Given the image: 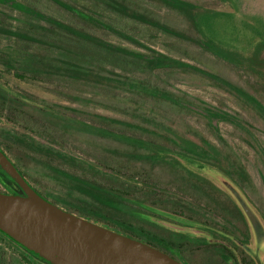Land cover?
Returning a JSON list of instances; mask_svg holds the SVG:
<instances>
[{
	"label": "rangeland",
	"instance_id": "obj_1",
	"mask_svg": "<svg viewBox=\"0 0 264 264\" xmlns=\"http://www.w3.org/2000/svg\"><path fill=\"white\" fill-rule=\"evenodd\" d=\"M15 1L115 47L143 55L155 51L197 67L242 88L264 105V92L253 79L245 72L233 69L201 50L196 43L198 36L189 20L157 1L115 0L129 11L180 32L185 38L166 35L114 11L108 5L110 0H59L74 7L78 13L66 10L54 0ZM184 1L213 11L234 12L223 0ZM258 4L260 1L256 5ZM88 16L112 23L127 33L134 34L140 38L141 45L102 28L90 21ZM66 51L81 53L92 60L89 66L75 64L61 56ZM31 54L48 63L46 67L43 66L45 69L41 73L22 72L14 63L16 59ZM67 56L70 57L69 54ZM73 65L86 72L71 74L67 67ZM103 78L139 82L185 98L196 105L203 104L237 114L252 128L264 146V122L250 107L208 77L192 70H151L145 65L132 63L120 54L109 55L89 43L66 33L62 34L44 22L0 5V87L3 92H13L36 103L16 105L0 99V145L11 160L18 163L28 182L49 200H53V196L59 195L61 191L58 183L48 176L41 161L32 158L35 154L28 153L21 145H12L3 139L1 132L5 130L27 133L43 145L73 155L82 162L67 165L53 159L51 163L103 187H119L122 179L133 178L138 182V192L133 195L140 196L141 192L146 191L147 204L152 206L146 211L152 216L142 218L150 222L163 219L156 221L164 227L183 231L176 235L183 238L187 235L186 239L190 236L197 237L193 244L186 245L187 251H193L197 264H226L228 256L222 248L210 245L208 239L200 236V231L208 233L212 239L216 238L213 240L216 242L215 231L223 237L232 236L225 239V242L236 247L238 242L233 237L241 238V231L244 229L239 218L241 214L244 219L248 217L253 231H259V225L253 223L254 217L245 211H237L236 206L241 209V203L244 202L255 214L264 217V164L261 158L246 136L231 125H218V139L205 120L197 115L180 110L166 101L109 83ZM37 106L52 109L64 118L176 148L172 143L174 136L156 128L152 123L159 124L174 135L198 145L207 142L227 157L228 162L222 161V164L233 163L240 166L246 174V181L239 185L235 179L230 180L232 191H224V178L221 174L214 177L201 172L198 173L200 178L196 176L198 180L179 167L164 163L152 164L141 158L145 151L69 128L44 114ZM103 118L109 121L101 120ZM86 164L92 166L88 167ZM117 173V179L109 177L110 174ZM0 191H3L1 186ZM111 212L115 218L125 220L133 226L166 235L158 228L126 213ZM96 220L98 225L106 223L109 229L119 230L105 220ZM262 221L264 224V219ZM189 225L194 228L188 231L195 236L184 231ZM263 244L264 242L255 257V260L259 258L261 262L264 255ZM21 254L20 250L0 236V264H38L29 257L27 263Z\"/></svg>",
	"mask_w": 264,
	"mask_h": 264
},
{
	"label": "trees",
	"instance_id": "obj_2",
	"mask_svg": "<svg viewBox=\"0 0 264 264\" xmlns=\"http://www.w3.org/2000/svg\"><path fill=\"white\" fill-rule=\"evenodd\" d=\"M54 1L68 11L78 13L74 7L68 4L59 0ZM154 1L184 15L189 20L192 29L198 36L196 43L201 50L229 67L245 72L264 92V0H223L224 3H228L233 8L234 12L213 11L184 0ZM258 1H260V4H258L259 6L256 5ZM0 5L10 7L32 19L44 22L57 29V31H60L62 34L66 33L69 36L89 43L109 55L120 54L132 63L145 65L146 68L151 70L169 68L177 70H192L200 73L218 83L224 90L250 107L264 122V105L257 98L242 88L198 69L197 67L155 51H149L150 54L143 55L130 52L120 47H115L15 0H0ZM108 5H110L114 11L122 13L130 19L136 20L166 35L182 39L185 38L180 32L174 31L158 22L151 21L129 11L126 7L120 5L115 0L108 1ZM88 18L93 23L121 36L125 40L141 45L140 38L134 34L127 33L112 23L94 19L89 16ZM146 49L148 50V48ZM68 54L70 57L67 56ZM61 56L63 58L65 57V59L70 62L73 61L75 64L83 66H89L88 64L90 63V60H92L91 58L74 51H66V53ZM14 63L20 67L22 72L28 74L41 73L43 68L48 65L43 58L32 54L18 60L16 59ZM67 68L73 75H80L86 72V70L76 65L68 66ZM103 80L127 90L135 91L154 99L166 101L180 110L197 115L205 120L208 127L214 132L218 139H220L218 125L220 123L231 125L246 136L251 147L254 148L264 164V146L253 132L252 128L237 114L217 110L203 104L196 105L185 98L178 97L167 91L150 87L139 82L120 81L109 78H103ZM0 99L3 102H9L16 105L36 104L32 100L19 94L3 92L1 87ZM37 108H40L44 114L66 124L69 128L102 138L115 140L128 146L141 149L145 151L141 158L152 164L164 163L179 167L191 177L197 176L200 178L198 173L204 172L215 176L221 174L232 181L235 179L239 185L246 181L244 170L233 163L222 164V161L228 162L227 157L223 156L217 149L209 145L207 142L204 141L202 142V145H198L188 139L174 135L170 130L159 124L152 123L156 128L164 130L174 136L172 143L176 148H168L167 146L154 141L120 134L116 131L97 127L76 119L64 118L60 113L49 108H43L41 106H37ZM101 120L109 121L106 118ZM1 134L6 142L11 143L12 145H21L28 153L35 154L32 155L34 156L32 158H38V160L41 161L43 168L48 172V176L53 178L60 186L61 191L58 193L59 195L53 196V200H49L34 188L30 182H28L24 171L20 168L18 163L13 162L5 149L0 145V149L6 154L19 173L42 198L59 207H65L64 209L66 211L78 214L79 217L92 221L95 224L98 221L96 218L103 221L105 220L119 228V230L112 228L113 231L144 242L154 248L158 249V245L154 244L153 239L160 242L157 244H163V241H161L160 238H153L152 233L145 228L133 226L125 220L115 218L111 212L126 213L131 217L142 220L146 224L151 225V222L148 219L142 218V216H152L150 213L146 212L152 208L151 205L147 204V192H141L142 195L140 196L133 195L138 192V182L134 181L133 178L122 179L119 187H103L102 185L66 172L60 166H53L51 163L53 159H57L59 162L67 165H76L79 162H82L73 155L55 150L52 146L43 145L35 141V139L27 133H17L13 130H5L1 132ZM86 165L88 167L92 166L90 164ZM109 177L117 179L118 173L116 175L110 174ZM0 186L3 188V191H0V193L4 194L12 193L16 186V184L1 169ZM74 211H77L78 213ZM104 211L108 212L105 213ZM102 225L108 229L110 228L106 223ZM0 236L20 250V252L23 253L21 254L23 260L27 263L29 262L27 260L29 257L38 264H49L1 232ZM178 239L173 238L174 243L183 245L185 248L184 243Z\"/></svg>",
	"mask_w": 264,
	"mask_h": 264
},
{
	"label": "water",
	"instance_id": "obj_3",
	"mask_svg": "<svg viewBox=\"0 0 264 264\" xmlns=\"http://www.w3.org/2000/svg\"><path fill=\"white\" fill-rule=\"evenodd\" d=\"M0 169L20 193H0V232L49 264H181L144 242L42 198L0 149Z\"/></svg>",
	"mask_w": 264,
	"mask_h": 264
},
{
	"label": "flooded vegetation",
	"instance_id": "obj_4",
	"mask_svg": "<svg viewBox=\"0 0 264 264\" xmlns=\"http://www.w3.org/2000/svg\"><path fill=\"white\" fill-rule=\"evenodd\" d=\"M213 176L216 177L215 175ZM222 178H224L223 183H222V185L224 186L223 188H225L224 191L228 192L229 189L230 191H232L230 180L225 176H223ZM12 193H20V189L18 188L17 185L15 186ZM241 204H242L241 209H239V207L236 206L237 211L242 210V211H245L246 214L248 215L250 214L251 216H253L254 217L253 223H257V225H259V231L257 230L253 231L254 229L252 228V223L250 222V220H248V217H245L246 219H244V215L241 214L239 215V218L242 224L244 225L243 227L244 229L243 231H241V235H242L241 238L235 239L233 237V239L238 242V245H236V247H234L232 244H229L228 242L227 243L225 242V239H229V237H232V236L227 237L225 235V237H223L222 235H220V233H217L216 231H215V236H217L218 242L213 241L216 238L212 239L208 233H202L200 231V234H201L200 236L208 239V241L211 242L210 245L219 246L220 248H222V251H224L225 255L228 256V260L226 261V264H264V255L262 256L263 258H261L263 262H261V260H258L259 258H257L258 261L255 260V257H257L258 251H260V245H262V243L264 242V226H263L264 224L262 221L264 217H260L257 214H255L253 212L254 210L249 205L248 207L246 203L242 202ZM158 219L151 221V225L155 228H158L159 231L164 232L167 235L166 236L160 233H152L153 238H156V239L160 238V240L163 241V244L161 245V244H157L160 242H157L155 239H153L154 244L158 245V249L166 253L170 257L174 258L175 260L179 261L181 264H197L196 260L193 258V251L186 250L187 249L186 245L191 244V243L193 244L194 239L197 237L193 238L190 236L189 239H186L188 237L187 235H185L186 238H183L180 235H176V233L183 232V231L159 225L158 222L156 221ZM161 220L163 219H159L158 221H161ZM192 228L194 227L192 225H189V228H186L184 231H187V233H189L190 235H193L192 233L188 231L189 229H192ZM211 230L213 232V229ZM173 238L175 239L179 238L182 241V243H184L185 248L183 247V245L175 244Z\"/></svg>",
	"mask_w": 264,
	"mask_h": 264
}]
</instances>
